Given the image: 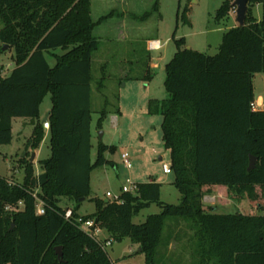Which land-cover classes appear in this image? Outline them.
<instances>
[{
  "label": "trees",
  "instance_id": "obj_1",
  "mask_svg": "<svg viewBox=\"0 0 264 264\" xmlns=\"http://www.w3.org/2000/svg\"><path fill=\"white\" fill-rule=\"evenodd\" d=\"M256 5L261 19L254 14ZM91 6V0H0V40L15 50V68L0 78V145L12 143L14 118L34 121L25 146L29 157L22 159L23 180L0 176V264H113L100 243L81 230L79 218L93 219L105 240L129 238L141 248L145 264H156L170 217L188 220L194 230L193 264H264L259 202L264 198V110L251 106L254 77L264 72V0H249L245 24L224 32L215 55L186 48L181 38L165 66L168 98L155 107L163 115L181 202H163L162 184L151 180L137 183L121 202L93 199L95 212L82 215L78 209L91 196L93 169L111 163L105 154L115 152V146L100 143L92 162V55L99 48L94 31L105 17L95 21ZM232 8L229 1L222 3L216 20ZM49 94L51 155L40 160L43 171L37 174L28 150H37L45 138L40 107ZM105 114L100 113L99 128ZM250 155L257 158L251 172ZM215 190L249 197L256 212H214L203 200ZM61 197L76 206L64 208ZM38 199L44 215L37 214ZM152 204L161 212L134 223V216ZM69 209L73 216L66 218Z\"/></svg>",
  "mask_w": 264,
  "mask_h": 264
},
{
  "label": "rangeland",
  "instance_id": "obj_2",
  "mask_svg": "<svg viewBox=\"0 0 264 264\" xmlns=\"http://www.w3.org/2000/svg\"><path fill=\"white\" fill-rule=\"evenodd\" d=\"M225 1L233 5L235 0H91L94 20L105 17L94 31L99 48L92 55V162L97 158L100 143L115 146V152L105 154L111 163L93 169L91 196L82 201L80 214L94 213L93 199L105 200L107 192L120 195L128 179L133 183L155 180L162 184L163 202L174 205L181 202V193L173 185L175 173L163 171V165L171 166L172 159L164 142L163 115L155 106L168 98L165 66L178 50L176 40L184 38L186 48L215 55L224 32L239 25L234 5L226 18L216 20V11ZM151 41H160L161 48L151 50ZM4 46L0 40V78L15 68V50L10 46L3 50ZM47 59L51 66L55 65L50 55ZM255 85L257 94H264V72L257 76ZM51 107L49 94L40 107L41 121ZM102 111L106 114L99 128ZM25 120L26 124L15 123L13 142L0 145V176L8 177L10 182L23 180L22 159L29 157L25 146L33 124L30 119ZM44 130L45 138L34 159L37 172L41 171L40 160L51 155L49 130ZM124 152L129 154L131 168L123 162ZM258 191L261 192L260 188ZM203 201L220 214L256 212V202L249 197L232 198L225 190H215ZM259 202L264 205V198ZM60 204L64 208L76 206L68 197H61ZM159 212V206L152 204L134 216L133 222L140 224ZM106 235L103 231L101 237ZM193 235L188 220L168 218L157 247L156 264H193L197 258ZM138 250L139 245L129 238L115 241L106 249L113 264H145V255Z\"/></svg>",
  "mask_w": 264,
  "mask_h": 264
},
{
  "label": "built area",
  "instance_id": "obj_3",
  "mask_svg": "<svg viewBox=\"0 0 264 264\" xmlns=\"http://www.w3.org/2000/svg\"><path fill=\"white\" fill-rule=\"evenodd\" d=\"M161 46L162 45H161L160 41H151V43H150L151 50L160 49ZM251 106L254 110H258L256 99L254 102H252ZM43 125H44L45 129H47V130L50 129L49 120L47 122H44ZM122 159H123L125 166L127 168H131L132 165H131L129 154L127 152H124L122 154ZM163 171L166 174L171 173L172 172L171 166L169 164H164L163 165ZM136 189H137V183H133L130 179H128L127 180V186L123 187L122 193L120 195H113L111 192H107L106 198L108 200L121 202L122 201V195L124 193L134 192V191H136ZM19 205H22V202H20ZM37 214L38 215H44L45 214L44 203L40 199H38ZM71 216H73V212L71 209H69L66 212V218H69ZM78 222L80 223L81 230L84 231L85 233H87L90 237H92L96 241H98L104 250H106L107 247L112 245V243H113L112 240H110V239L105 240V237H101L104 230L100 226H98L93 219L83 220L82 218H79Z\"/></svg>",
  "mask_w": 264,
  "mask_h": 264
},
{
  "label": "water",
  "instance_id": "obj_4",
  "mask_svg": "<svg viewBox=\"0 0 264 264\" xmlns=\"http://www.w3.org/2000/svg\"><path fill=\"white\" fill-rule=\"evenodd\" d=\"M248 3L249 0H235L233 5L236 7V14H237V22L239 23V25H244L245 24V20H246V14H247V10H248ZM9 46L5 45L3 50H6ZM49 115L50 113H48L44 119L42 120V123L47 122L49 119ZM102 134L100 133V138H102ZM36 156V153L33 152L32 156H31V161H34ZM161 159V158H160ZM256 163H257V158L255 156L250 155V160H249V166H248V171L251 172L252 170H254L256 168ZM84 199H82L83 201ZM105 202H108V199L104 200ZM57 251V255L59 258L62 257L63 253L61 250V247L56 248ZM139 252L141 251V248L139 247Z\"/></svg>",
  "mask_w": 264,
  "mask_h": 264
},
{
  "label": "crops",
  "instance_id": "obj_5",
  "mask_svg": "<svg viewBox=\"0 0 264 264\" xmlns=\"http://www.w3.org/2000/svg\"><path fill=\"white\" fill-rule=\"evenodd\" d=\"M254 14H255V16L258 18V19H261V5H256L255 6V8H254ZM54 59V58H53ZM56 62V61H55ZM263 73V72H262ZM260 73H258V74H256L255 75V77H254V81H253V83H254V89H255V94H256V102H257V109H260V110H264V94H262V93H259V94H257V88H256V85H255V81H256V78H257V76L259 75ZM52 108V107H51ZM51 110V109H50ZM48 113H50V111L48 112ZM25 119H27V118H14L13 119V133H14V130H15V123H17V122H19V123H21V124H26L27 122H26V120ZM28 119H30V118H28ZM31 121L29 122V123H32L33 124V127H34V121H32V119H30ZM40 120H41V114H40ZM33 131V130H32ZM31 134H32V132H31ZM48 134V133H47ZM31 136V135H30ZM29 136V137H30ZM48 138H50V134L48 135ZM13 139H15V136H14V134H13ZM12 142H13V140H12ZM36 151V155H37V151H38V149L37 150H35ZM35 151H33V152H35ZM32 152V153H33ZM2 155V154H1ZM4 156H6V155H4ZM34 162V164H35V170H36V163H35V161H33ZM38 167H39V161H38ZM40 168H41V166H40ZM42 168H41V171L40 172H37L36 171V173L37 174H40V173H42Z\"/></svg>",
  "mask_w": 264,
  "mask_h": 264
}]
</instances>
